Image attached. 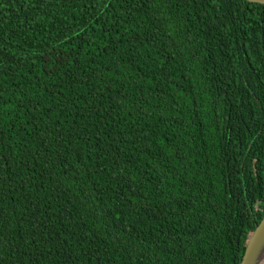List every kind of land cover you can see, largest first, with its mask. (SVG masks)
<instances>
[{
	"label": "trees",
	"instance_id": "obj_1",
	"mask_svg": "<svg viewBox=\"0 0 264 264\" xmlns=\"http://www.w3.org/2000/svg\"><path fill=\"white\" fill-rule=\"evenodd\" d=\"M264 218V4L0 0V264H241Z\"/></svg>",
	"mask_w": 264,
	"mask_h": 264
},
{
	"label": "water",
	"instance_id": "obj_2",
	"mask_svg": "<svg viewBox=\"0 0 264 264\" xmlns=\"http://www.w3.org/2000/svg\"><path fill=\"white\" fill-rule=\"evenodd\" d=\"M264 4V0H248ZM264 261V218L257 226L249 243L241 264H262Z\"/></svg>",
	"mask_w": 264,
	"mask_h": 264
},
{
	"label": "bare ground",
	"instance_id": "obj_3",
	"mask_svg": "<svg viewBox=\"0 0 264 264\" xmlns=\"http://www.w3.org/2000/svg\"><path fill=\"white\" fill-rule=\"evenodd\" d=\"M262 264H264V261H263V263Z\"/></svg>",
	"mask_w": 264,
	"mask_h": 264
}]
</instances>
